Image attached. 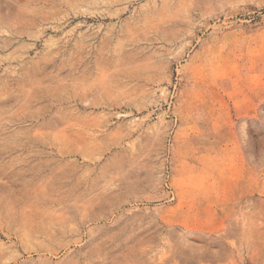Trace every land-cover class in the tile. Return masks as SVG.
<instances>
[{"label":"rangeland","instance_id":"obj_1","mask_svg":"<svg viewBox=\"0 0 264 264\" xmlns=\"http://www.w3.org/2000/svg\"><path fill=\"white\" fill-rule=\"evenodd\" d=\"M0 264H264V0H0Z\"/></svg>","mask_w":264,"mask_h":264}]
</instances>
